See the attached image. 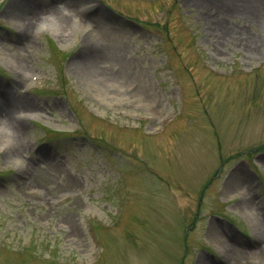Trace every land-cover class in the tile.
<instances>
[{
	"label": "rangeland",
	"instance_id": "rangeland-1",
	"mask_svg": "<svg viewBox=\"0 0 264 264\" xmlns=\"http://www.w3.org/2000/svg\"><path fill=\"white\" fill-rule=\"evenodd\" d=\"M102 1L115 13L78 0L61 13L65 27L51 26L49 14L31 18L26 6L18 21L5 14L9 0L0 4V88L31 101L16 111L27 119L8 117L13 134L21 124L22 153L0 140V264H86L90 251L91 264H264V229L254 224L264 223V49L256 37L264 5L248 3L249 18L241 7L218 15L233 27L222 38L207 29L197 2ZM88 18L119 47L129 72L123 87L74 69L92 39ZM22 29L29 39L16 43ZM241 31L258 48L248 49ZM0 133L9 134L1 121ZM92 137L104 139L101 147ZM247 146L255 147L247 157L254 169L225 189L237 165L248 167L232 152ZM222 161L221 177L203 187ZM239 190L250 212L220 204ZM198 204L205 220L192 214ZM211 223L219 239L208 233Z\"/></svg>",
	"mask_w": 264,
	"mask_h": 264
},
{
	"label": "bare ground",
	"instance_id": "bare-ground-1",
	"mask_svg": "<svg viewBox=\"0 0 264 264\" xmlns=\"http://www.w3.org/2000/svg\"><path fill=\"white\" fill-rule=\"evenodd\" d=\"M78 0H44L38 4H27L24 0H9V2L5 5L6 12L5 14L7 17L12 16L16 18V20H25L27 17L24 16L22 13V8L26 6V9L29 10L31 14V18H37L39 14H49L51 17L50 25L53 26L54 22L56 21L59 27H65L64 25V17L61 16L63 10H66V7L71 6ZM191 4H195L197 2L200 6H202L203 14L202 16H206V27L211 32L215 34L217 37H224L228 30L233 29V27L223 23L222 19L218 15H228L231 11L232 7H241L242 9L247 12L249 9L248 3L258 4L257 7L264 5V0H187ZM248 14L252 15L255 12L251 11V9L247 12ZM104 12L100 10L99 16L103 17ZM28 17V18H30ZM222 17V16H221ZM86 21V22H85ZM87 24L88 33L92 35V39L86 38L81 45L80 54L75 57L73 61L77 73L80 74V77L85 78L87 80H94L95 83H106L112 82L119 85V87H123L124 84L128 83L129 72L126 68H124V63L121 62V59L117 56V48H119L116 43L113 42L111 39L110 33H108L105 29H103L102 25L96 20L89 22L85 19L82 21ZM79 23L83 27V23ZM80 26V27H81ZM63 32L62 29H59ZM65 31V30H64ZM229 31V32H231ZM241 34L245 39L248 40V49L255 48L254 45L250 43L254 40H251V36H249L246 32H242ZM29 39L25 29H22L18 33L16 43H22ZM1 44V43H0ZM23 44V43H22ZM121 49V48H120ZM101 60H105L101 62ZM12 64L16 67L22 68V62L12 59ZM109 62V64H108ZM104 63V65L102 64ZM78 66V67H76ZM133 75V74H132ZM137 82H139L138 75L132 76ZM135 83V86L138 83ZM140 86V85H139ZM141 87V86H140ZM29 99H24L22 97H16L11 92H8L4 88H0V121L9 130V134L0 133V140L5 139L8 142V148L11 154L19 155L22 153V145L20 144V136L18 135V129L15 130L14 126V133L10 131L11 123L8 121V117L16 114V111L24 106H29ZM142 101H145L142 99ZM31 102V101H30ZM15 109V110H14ZM14 110V111H13ZM13 111V112H12ZM24 111L17 112L22 113ZM27 112V111H26ZM10 154V155H11ZM263 161V160H261ZM29 167V165H28ZM27 167L28 170H30ZM240 170V169H239ZM239 170H236L237 173L231 175L227 182L226 188L233 187V181H239L238 177L240 176ZM243 177V176H242ZM239 183V182H238ZM242 198V196L240 197ZM239 198V199H240ZM247 198V197H246ZM238 208L242 212H250L251 208V199H245L243 197L238 202ZM254 224L257 228L264 229V223L262 220H259L257 217L254 218ZM218 227L215 223H211L209 227V234L212 235L214 238L219 236L216 234L218 233ZM222 244L226 245L228 243L226 240L221 241ZM222 245V246H223ZM224 247V246H223ZM230 248V247H229ZM225 250V248H224ZM226 252V250H225ZM256 252V251H255ZM204 264V263H203Z\"/></svg>",
	"mask_w": 264,
	"mask_h": 264
}]
</instances>
